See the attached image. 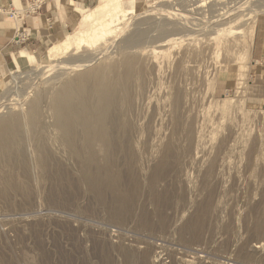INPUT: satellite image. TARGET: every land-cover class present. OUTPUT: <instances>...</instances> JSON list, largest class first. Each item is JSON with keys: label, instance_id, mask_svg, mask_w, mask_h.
Returning a JSON list of instances; mask_svg holds the SVG:
<instances>
[{"label": "rangeland", "instance_id": "rangeland-1", "mask_svg": "<svg viewBox=\"0 0 264 264\" xmlns=\"http://www.w3.org/2000/svg\"><path fill=\"white\" fill-rule=\"evenodd\" d=\"M191 1L137 0L134 22L123 36L56 61L47 59V50L61 38H51L36 50L26 47L29 31L17 30L25 36L19 43L14 39L18 51L25 48L34 54L41 68L29 74L25 60L18 58L19 71L12 64L0 75V118L10 114L26 118L35 96L40 97V117L38 135L25 130L16 156L17 180H24L25 165L30 168L24 180L30 200L17 191L12 198L0 196V264H142L144 258L146 264H264V0H207L198 10H191ZM238 1L235 8L243 7L232 11ZM98 4L100 1L90 8L77 6V10L82 15ZM162 6L172 11L178 8L186 17L147 15ZM224 7L230 11L223 14ZM247 13L253 18L244 15ZM238 16L243 23L235 29L241 32H223L228 27L225 22ZM149 18L176 22L186 32L180 40L178 34L148 44L165 51L171 48L170 55L160 50L157 59L151 58L148 92L143 96L140 87L135 89L134 107L128 114L134 125L132 142L122 137L121 147L116 141L111 149L109 164L121 173V188L139 184V191H131L138 192L132 213L118 221L106 207L111 195L101 202L88 190L81 159L68 150L56 128L52 99L78 73L73 69L77 61L96 66L120 58L121 41L137 25L145 27L143 22ZM152 34L158 36L156 31ZM236 37L238 44L229 54L221 51L217 57L208 49L220 40L227 44ZM128 51L143 53L135 48ZM14 76L20 77L17 84ZM177 84L183 88L185 100L178 112V126L171 119ZM224 100L232 101L227 110H223ZM114 133L119 137L120 129L115 128ZM188 135L192 140L189 154ZM76 139L81 145V138ZM167 141L173 149L165 147ZM38 143L49 157L45 173L37 167ZM96 157L89 171L108 160L101 152ZM161 160L165 164L158 170L156 190L167 191L169 197L161 204L163 209L154 202L150 187L153 169ZM212 161L215 167L208 173ZM205 203L209 209L196 215L203 229L181 231ZM144 212L152 226L139 224Z\"/></svg>", "mask_w": 264, "mask_h": 264}, {"label": "bare ground", "instance_id": "bare-ground-1", "mask_svg": "<svg viewBox=\"0 0 264 264\" xmlns=\"http://www.w3.org/2000/svg\"><path fill=\"white\" fill-rule=\"evenodd\" d=\"M206 2L207 0H192L190 6L193 8L191 10H198ZM136 3L137 0H100V4L94 9L81 15L78 25L71 33H68L60 41L55 42L48 48L47 59L49 61H56L76 50L99 48L112 38H114L113 41L119 39L124 35L123 32L127 28H130L134 22L133 19L135 17L133 18V16L137 14ZM238 3L239 1L231 6V8L234 7L232 11H236V9L243 7L242 4L235 8ZM254 6L257 7L258 5L254 4ZM224 8H226V11H224L223 14L230 11V7ZM259 8V11H261L262 7ZM148 12L147 15L159 14L163 16L172 15L179 18L186 17L185 14L180 12V9L176 8L172 11L170 7L166 6L154 7V9ZM244 15L248 16L249 14L247 13ZM253 16L251 17L253 18ZM256 16L257 15H255V17ZM17 20L21 21L22 19ZM225 23L228 24V27L224 28L222 30L223 32H227L228 34H239L241 31L235 28L243 23V17L238 16ZM143 24L146 26L139 27L137 25V27L121 41L122 51L120 58L112 59L108 63L96 66L91 64L88 66V61H77L78 64L74 65L73 69L78 73L71 79L65 81L60 89L56 91L51 106L56 128L58 127V131L61 133L60 135H62V137H60L61 140L63 139L68 150L74 156L81 159L88 190L101 202H105L106 195H111L112 201L106 202V207L109 209L111 215L118 221H125L132 213L133 199L138 192L133 193L131 191H139V184L135 183L132 188L126 190L121 188L119 182L122 175L120 172H115L109 164L110 153L112 147H115L114 142L117 141L120 147L121 144H123L119 141V138L124 137L127 141L132 142L131 134L134 125L133 120L130 119L128 114L133 106L135 98L134 92L136 88L140 87L142 92L141 95H146L148 92V83H151L150 80L147 79V75L151 69L150 60H152L151 58H153V60L157 59L155 56L163 49L161 46L148 44L178 34H180L178 39L180 40L182 38L180 37L181 34L186 30V27L179 26L176 22L156 21L151 18L146 19ZM188 28L191 29V27ZM154 31L158 32V36L155 37L152 34ZM190 31L192 33V30H189V34ZM164 43L166 42L162 44ZM237 44L238 39L236 37L230 39L227 44L224 43L223 40H220L215 45H211L208 49L209 51L213 50L214 55L219 57L221 51L228 54L229 52H233ZM131 48L142 50L143 53H147L148 55L144 56L140 51V54L129 52L128 50ZM169 49L166 50L168 51ZM161 51L164 52L165 50ZM167 51H165V53H167L168 56V54L170 55V50ZM246 53H248V50H245L244 55H246ZM19 56L27 63L29 69L26 72L29 74L36 73L41 68L36 56L27 50H21ZM197 56H199V54L196 55V57ZM196 57L194 60H197ZM86 59H88V57H86ZM89 62H92L90 58ZM61 66L63 67V65ZM15 67L18 68V71L20 70V63L17 59H15ZM83 67L85 68L81 69ZM152 67L154 70L156 69V65L153 64ZM54 68L56 69V66ZM159 68L161 67L159 66ZM240 76L242 77V75ZM18 79H20V77L14 76V84H17L16 82ZM214 84L215 83H212V85ZM182 94L183 88L177 84L174 89V98L172 101L174 110L171 115V119L175 121L176 126H178L180 121L178 112L184 103L183 101H185ZM231 102V100H224L223 110L230 108ZM30 108L29 116L26 118H20V116L16 117V114H10L0 118V196L5 199L12 198L14 192L16 193L17 191L18 194H24L25 197L30 200L27 196V185L24 181L30 174V168L25 165L23 170L25 174L24 180H17L15 171L16 165L19 164L16 160V156L21 151L20 135L25 130L29 131L28 133H31V135H38L37 127L40 117L39 96H35L32 99ZM91 112H93V115H91ZM23 119H25V121ZM42 125L44 126V124ZM115 128L120 129L121 134L119 137L114 133ZM16 130H18L19 133H17ZM77 136L81 138V145L76 139ZM188 139L190 143L186 148L187 154L190 153L192 148V140L189 135ZM223 142L224 141L221 142L222 145ZM61 143L63 144L62 141ZM171 145L170 141L165 142V147L172 148ZM174 145L175 144H173V146ZM100 152L108 158L107 162L104 166H97L96 171H89V167L95 162V157ZM249 152H254V144L250 147ZM36 158L38 163L37 167L45 173L49 157L46 156V153L43 151L41 143H38L36 147ZM163 163L164 160H161L160 165L154 167L150 182L151 191L155 199L154 202L160 207H162L161 204L169 198L167 191L157 193L156 190L160 178L158 170L161 169ZM214 167L215 163L212 161L207 172H212ZM211 191L213 190L211 189ZM208 209L209 204L205 203L203 206H200V208L195 210L196 212L192 214V217L188 219L186 225L180 230L182 231L186 228H190L193 231L202 230V222H198V219H196V215H200L197 211L206 212ZM161 215H163L161 222L163 223L165 216L162 212ZM140 219L141 221L139 224L141 226H152L147 212L142 213ZM146 263V258H144L142 264Z\"/></svg>", "mask_w": 264, "mask_h": 264}, {"label": "crops", "instance_id": "crops-1", "mask_svg": "<svg viewBox=\"0 0 264 264\" xmlns=\"http://www.w3.org/2000/svg\"><path fill=\"white\" fill-rule=\"evenodd\" d=\"M5 1L7 5H5ZM18 1L0 0V8L11 7L15 4L22 7L30 0ZM97 1L100 0H45L42 10L38 14L27 16L23 21H14L9 14L0 12V75L10 65L15 66V59L20 58L19 53L23 49L18 51V47L14 42L17 30L20 27L28 30L30 34L26 47L31 46L36 50L41 49L45 43L51 41V38L62 39L67 32L76 28L81 18L77 6L85 5L90 8L98 3ZM148 1L138 0L139 3ZM16 53H18L17 57Z\"/></svg>", "mask_w": 264, "mask_h": 264}, {"label": "built area", "instance_id": "built-area-1", "mask_svg": "<svg viewBox=\"0 0 264 264\" xmlns=\"http://www.w3.org/2000/svg\"><path fill=\"white\" fill-rule=\"evenodd\" d=\"M43 3H44V0H30L27 3L26 7L17 9L14 5H11V7L8 6V7L0 8V12L9 14L11 18L15 21L17 19H22L23 21L25 17L39 12L42 8ZM23 35L24 34L18 32V34L16 35L17 40L15 41L19 43L22 40H24L25 36Z\"/></svg>", "mask_w": 264, "mask_h": 264}]
</instances>
